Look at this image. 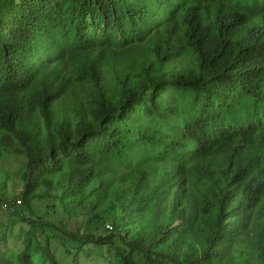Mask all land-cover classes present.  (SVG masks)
I'll list each match as a JSON object with an SVG mask.
<instances>
[{
  "label": "trees",
  "instance_id": "16d2710c",
  "mask_svg": "<svg viewBox=\"0 0 264 264\" xmlns=\"http://www.w3.org/2000/svg\"><path fill=\"white\" fill-rule=\"evenodd\" d=\"M10 152L0 264H264V0H0Z\"/></svg>",
  "mask_w": 264,
  "mask_h": 264
},
{
  "label": "rangeland",
  "instance_id": "374dc122",
  "mask_svg": "<svg viewBox=\"0 0 264 264\" xmlns=\"http://www.w3.org/2000/svg\"><path fill=\"white\" fill-rule=\"evenodd\" d=\"M5 159H6L5 161H2L3 163L2 162L0 163V185H2L1 186L2 191L5 192V194L8 195V197L11 196V198L9 197L10 200H14V197H16L19 200H22L21 198H18L20 197V195L17 194L21 193L22 191V187H23L22 175H23V170L27 165V160L25 157L16 156L12 152H10ZM51 203L52 201L50 199L48 201L45 200V201L35 202V207H36L35 210L37 209L38 211L32 210L31 212H27L28 216L34 218L36 215H40L47 217L48 219L55 218V216L52 214V210L47 208V205ZM12 213L13 212H11L9 209L5 208V205H2V203L0 204V223L6 224L9 221H12V223H14V226H16V229L18 230L20 227H22V225H20L19 218L17 216L12 215ZM72 216L73 215L70 213H66V215L64 216L68 226L64 228V230L61 233H73L76 231L74 229L75 228L74 224L70 223V219ZM54 221H59V219L56 218L54 219ZM63 243H64V247L61 243H58L56 241H54L52 245V249L56 254L58 260L61 262V264H73L74 254H78L82 258V262H84V264H97L95 262L94 257L89 256L87 254L91 250L90 246H81L78 244L75 245V243L72 240H65ZM65 244L68 246L69 250H72V252L66 251ZM137 258H138L137 260L138 264H145L142 255L138 254ZM98 264H106V263H104L103 260H101L98 261Z\"/></svg>",
  "mask_w": 264,
  "mask_h": 264
},
{
  "label": "built area",
  "instance_id": "2783aa9c",
  "mask_svg": "<svg viewBox=\"0 0 264 264\" xmlns=\"http://www.w3.org/2000/svg\"><path fill=\"white\" fill-rule=\"evenodd\" d=\"M18 203H21V201H18Z\"/></svg>",
  "mask_w": 264,
  "mask_h": 264
}]
</instances>
